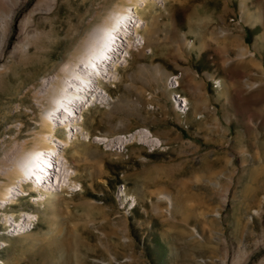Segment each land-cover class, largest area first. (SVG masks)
<instances>
[{"label": "rangeland", "instance_id": "1", "mask_svg": "<svg viewBox=\"0 0 264 264\" xmlns=\"http://www.w3.org/2000/svg\"><path fill=\"white\" fill-rule=\"evenodd\" d=\"M121 1L0 0V184L61 64ZM136 9L96 97L55 126L76 188L0 205V264H264V0Z\"/></svg>", "mask_w": 264, "mask_h": 264}, {"label": "bare ground", "instance_id": "2", "mask_svg": "<svg viewBox=\"0 0 264 264\" xmlns=\"http://www.w3.org/2000/svg\"><path fill=\"white\" fill-rule=\"evenodd\" d=\"M145 1L122 0L117 4L115 2V5H112L113 7L108 9L109 11L105 16L100 17L102 19L97 21V24H93L84 38L81 39L82 41L72 57L61 64L56 81L51 82V85L46 91V104H44L45 106L40 118L41 130L37 131L32 144H28V146L19 145V147L15 148L9 161L6 163L7 169L5 168L6 170L4 169V171L8 173L9 180L1 182L0 184V205L12 201L15 195L24 193L26 189L27 191L36 193L35 200L41 205L45 202L43 200L44 197L47 199V202H51L50 197L55 195L51 190L55 184L61 186L62 183H68L70 185H68L69 187L76 188L77 182L69 177L70 171L67 165L68 162L66 163L65 161L66 157L64 158L62 152H59L56 141L54 140L55 126L60 125L66 132L76 120L75 112L81 110V108L92 101V98L96 97L95 90L97 91V89L101 88L99 85L100 80L103 79V76L114 63L113 60L116 59L114 57L117 55L122 44V38L127 34L132 23L142 19L139 17L136 8L138 5L141 6ZM8 12H5L4 17H8ZM134 27L136 30V26ZM262 92H264V89ZM177 100L179 106L183 108L187 99L178 98ZM84 109L86 108L84 107ZM62 141L66 143L67 139L66 141L62 139ZM70 170L72 171V169ZM24 185H26V188ZM65 189L67 188L65 187ZM68 190L70 191V189ZM119 191L122 192V188H119ZM33 204L36 203L33 202ZM6 214L2 216L3 223L11 226L7 230L12 233L24 231L36 216L30 212H23L22 214L20 213L21 217L14 219L13 213ZM54 244L56 245V242Z\"/></svg>", "mask_w": 264, "mask_h": 264}]
</instances>
